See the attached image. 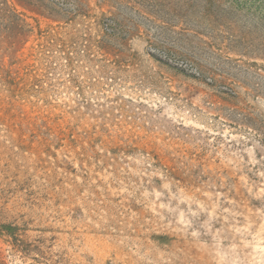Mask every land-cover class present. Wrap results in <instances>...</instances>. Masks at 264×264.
<instances>
[{
  "label": "rangeland",
  "instance_id": "374dc122",
  "mask_svg": "<svg viewBox=\"0 0 264 264\" xmlns=\"http://www.w3.org/2000/svg\"><path fill=\"white\" fill-rule=\"evenodd\" d=\"M0 264H264V0H0Z\"/></svg>",
  "mask_w": 264,
  "mask_h": 264
}]
</instances>
